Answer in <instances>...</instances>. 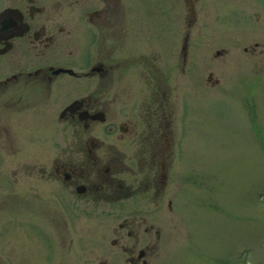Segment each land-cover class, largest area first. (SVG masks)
Returning <instances> with one entry per match:
<instances>
[{"label":"flooded vegetation","instance_id":"obj_1","mask_svg":"<svg viewBox=\"0 0 264 264\" xmlns=\"http://www.w3.org/2000/svg\"><path fill=\"white\" fill-rule=\"evenodd\" d=\"M160 14L161 0H0L1 235H15L26 210L45 238L103 217L115 223L99 263L150 264L161 228L149 220L161 219L173 157Z\"/></svg>","mask_w":264,"mask_h":264},{"label":"rangeland","instance_id":"obj_2","mask_svg":"<svg viewBox=\"0 0 264 264\" xmlns=\"http://www.w3.org/2000/svg\"><path fill=\"white\" fill-rule=\"evenodd\" d=\"M188 12L184 0H161V102L173 157L161 219L149 220L161 228L150 264H264V0H193ZM30 211L15 235L0 233V264L110 260L115 221L82 217L67 235L49 228L45 238ZM37 219L45 230L48 216Z\"/></svg>","mask_w":264,"mask_h":264},{"label":"water","instance_id":"obj_3","mask_svg":"<svg viewBox=\"0 0 264 264\" xmlns=\"http://www.w3.org/2000/svg\"><path fill=\"white\" fill-rule=\"evenodd\" d=\"M190 6H191V4H190ZM190 16H192V13L190 14Z\"/></svg>","mask_w":264,"mask_h":264}]
</instances>
